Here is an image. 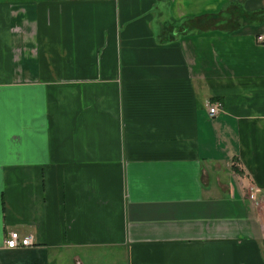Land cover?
I'll return each mask as SVG.
<instances>
[{
    "label": "crops",
    "instance_id": "crops-1",
    "mask_svg": "<svg viewBox=\"0 0 264 264\" xmlns=\"http://www.w3.org/2000/svg\"><path fill=\"white\" fill-rule=\"evenodd\" d=\"M0 264H264V0H0Z\"/></svg>",
    "mask_w": 264,
    "mask_h": 264
},
{
    "label": "trees",
    "instance_id": "trees-1",
    "mask_svg": "<svg viewBox=\"0 0 264 264\" xmlns=\"http://www.w3.org/2000/svg\"><path fill=\"white\" fill-rule=\"evenodd\" d=\"M262 13L263 10L250 12L237 3L227 4L217 13L205 14L198 17H187L176 22L174 25L175 35L203 32L209 29H221L232 32L233 29L240 28L245 25L246 22L254 23V20L258 19L259 14ZM233 16L236 17V23H233L231 19Z\"/></svg>",
    "mask_w": 264,
    "mask_h": 264
},
{
    "label": "built area",
    "instance_id": "built-area-1",
    "mask_svg": "<svg viewBox=\"0 0 264 264\" xmlns=\"http://www.w3.org/2000/svg\"><path fill=\"white\" fill-rule=\"evenodd\" d=\"M218 104H212L209 108L211 115H216L218 112ZM35 243L34 236L32 234L22 235L17 230L9 232L8 237L5 240V244L8 248L26 247Z\"/></svg>",
    "mask_w": 264,
    "mask_h": 264
},
{
    "label": "rangeland",
    "instance_id": "rangeland-1",
    "mask_svg": "<svg viewBox=\"0 0 264 264\" xmlns=\"http://www.w3.org/2000/svg\"><path fill=\"white\" fill-rule=\"evenodd\" d=\"M235 16H233L231 19H232V21H233V23H236V20H235ZM231 26V25H230Z\"/></svg>",
    "mask_w": 264,
    "mask_h": 264
}]
</instances>
